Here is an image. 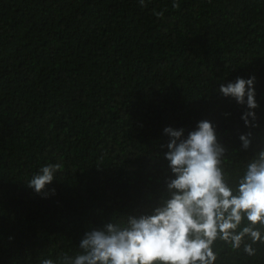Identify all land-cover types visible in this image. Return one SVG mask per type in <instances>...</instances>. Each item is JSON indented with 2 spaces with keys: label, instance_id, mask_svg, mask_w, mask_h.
<instances>
[{
  "label": "trees",
  "instance_id": "16d2710c",
  "mask_svg": "<svg viewBox=\"0 0 264 264\" xmlns=\"http://www.w3.org/2000/svg\"><path fill=\"white\" fill-rule=\"evenodd\" d=\"M172 2L0 0V264L74 256L85 232L150 213L174 178L166 127L211 122L230 183L264 148V0ZM253 76L255 128L219 92ZM57 163L42 194L27 186ZM254 247L216 242L214 264H264Z\"/></svg>",
  "mask_w": 264,
  "mask_h": 264
},
{
  "label": "clouds",
  "instance_id": "9594fccd",
  "mask_svg": "<svg viewBox=\"0 0 264 264\" xmlns=\"http://www.w3.org/2000/svg\"><path fill=\"white\" fill-rule=\"evenodd\" d=\"M139 3L145 6L144 0ZM172 7H180L178 0ZM154 14L162 17L163 11ZM254 82V76L238 77L219 87L224 97L246 105L241 120L251 128L258 126ZM163 131L170 138L164 158L174 178L165 181L167 196L159 205L150 213L127 216L123 223L87 231L77 254L61 253L55 261L46 258L40 264H214L216 242L256 254L254 245L264 244V148L230 183L223 168L226 149L211 122H198L186 137L183 128ZM251 135H240L241 150L249 148ZM61 168L59 163L43 166L26 184L42 194Z\"/></svg>",
  "mask_w": 264,
  "mask_h": 264
}]
</instances>
